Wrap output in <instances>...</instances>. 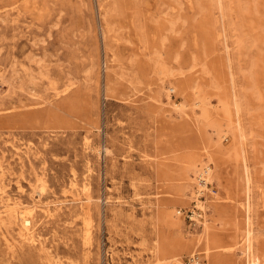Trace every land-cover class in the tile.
<instances>
[{"label":"rangeland","instance_id":"1","mask_svg":"<svg viewBox=\"0 0 264 264\" xmlns=\"http://www.w3.org/2000/svg\"><path fill=\"white\" fill-rule=\"evenodd\" d=\"M0 164V264H264V0H0Z\"/></svg>","mask_w":264,"mask_h":264},{"label":"bare ground","instance_id":"2","mask_svg":"<svg viewBox=\"0 0 264 264\" xmlns=\"http://www.w3.org/2000/svg\"><path fill=\"white\" fill-rule=\"evenodd\" d=\"M23 155H25V153ZM196 171H197V182H196L197 190H196V193L201 195L202 193L209 191V185L213 182V178H214L215 174H214V170L209 166V164H207L204 161H200L198 166H196ZM5 174H6V168L4 167L3 164H0V178H2ZM67 195L70 197L71 203L80 204L81 209L84 212V214H86V216L89 214L93 198L88 193L87 185H85L83 188V191H81L78 183L73 182L70 184L69 189L67 190ZM37 196H38L37 199H35L33 197L32 202L30 204H28V203H25V202H22L20 200H16V199L12 198L8 194V192L6 191L5 187L0 188V207L4 208V210L6 212L5 217L3 216L0 218H4L5 222L6 221H9V222L16 221V222L20 223L21 224V231L19 233V237L21 238L22 241H25V242H28L31 244L40 243L39 235L35 232V229H34L36 214L39 211H41L45 215V217L49 218L52 216L53 210L57 209L56 207H58L57 206L58 202L52 203V205H54V208L51 207L50 203H44L43 204V202L41 201V197L43 196V191L38 192ZM201 201H199V198L196 199L197 206L199 208H201L202 211L203 210L206 211V206H204L203 202H201ZM59 204H61V203H59ZM247 210H248V208H247ZM1 212H3V211H1ZM194 219L199 221V213H197L196 211L194 212ZM199 222H201L203 224L204 231L206 232L207 231L206 223H204V221H199ZM2 234L4 236V239H5V242L7 243V245H11L14 241H16L10 231H3ZM214 243L216 245L218 243L217 240H215ZM201 246L203 247V250H204L206 256H208V260H209V257H211L210 254H211V250L213 248V245L210 242L209 237H207V236H205L203 239L199 238L196 241L190 240L189 243L186 242L184 244H181L180 249L185 248V249H187V252H192L191 254H193ZM183 254L181 253V255H183ZM246 255H247V253H246ZM174 258H175V256H174ZM176 264H181V261L178 260L176 262Z\"/></svg>","mask_w":264,"mask_h":264},{"label":"built area","instance_id":"3","mask_svg":"<svg viewBox=\"0 0 264 264\" xmlns=\"http://www.w3.org/2000/svg\"><path fill=\"white\" fill-rule=\"evenodd\" d=\"M185 264H202V260L198 255L191 256Z\"/></svg>","mask_w":264,"mask_h":264}]
</instances>
